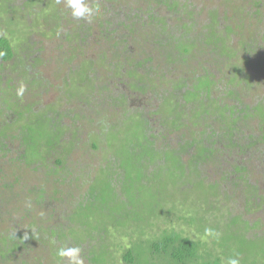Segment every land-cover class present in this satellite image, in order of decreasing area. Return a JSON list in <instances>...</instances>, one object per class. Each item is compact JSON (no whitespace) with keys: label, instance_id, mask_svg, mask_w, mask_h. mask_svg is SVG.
Wrapping results in <instances>:
<instances>
[{"label":"rangeland","instance_id":"1","mask_svg":"<svg viewBox=\"0 0 264 264\" xmlns=\"http://www.w3.org/2000/svg\"><path fill=\"white\" fill-rule=\"evenodd\" d=\"M166 1L121 0L115 5L125 11L131 6L138 16L140 13L144 14L149 7L150 10L156 9L164 17H171ZM179 1V4L182 2L186 7L187 14L190 9L193 16L190 20L184 18V21L172 18L169 26L181 29L183 23L195 22L198 26L186 29L185 34L200 33L202 42L198 41L187 64H181L180 68L177 64L170 66L168 55L163 52V48H156L158 41L151 37L152 28L157 31L153 27L155 21L149 20L145 15L134 18L130 47L138 46L137 49L144 54L143 57L138 54L142 67L154 70V79L142 72L143 79L135 77L131 81L127 78L128 67L117 69L122 60L119 54L121 50L114 48L117 42L109 38L112 35L110 33L115 31H100L96 24L103 17H100L103 12L108 10L107 5L93 6L94 14L91 17L77 19L71 15L66 0H0V37L11 41L17 60H23L26 55H35L37 51L43 52L44 65L41 69L20 80L24 85L29 83V87L34 90L26 95L22 106L32 109L33 113H43L37 115L38 118L31 119L32 123H36L46 113L50 118H55L57 113L64 114L60 115L64 118L62 123L66 129L62 128L54 134L46 124L35 127L36 132H40L36 135L45 146L38 144V149L29 155V159L22 151L3 155V158L0 156V170H4L0 174V234L14 236L18 232H32L30 236L33 240L38 239V242L32 243L30 240L21 247H9L11 257L6 259L0 253V264H61L56 255L60 247H80L84 264H127L124 257L129 250L143 242L158 241L167 230L183 232L184 236L194 241L208 244L211 248L208 253L213 255V261L220 259L223 264H227L231 257L239 259V264H264V161L258 158L251 160L254 152L259 153L263 142L250 141L252 134L256 140H261L264 121L254 119L248 124L255 110L250 111L244 115V121L237 118L239 123H243L242 127L237 128L239 123L234 125L232 119L224 121L220 117L223 108L234 104L224 101L222 104L225 106L219 110L217 106L220 102H217V106L216 101L212 103V100L219 99L218 96L226 94L228 88L232 91L234 86L240 92L244 90L242 93L250 107L263 102L258 111L261 118H264V77H257L260 84L252 83L250 79L248 82L246 77L242 84L234 81L236 73L244 68L243 59L250 56L241 49V44H251L254 40L251 38L253 32H249L254 25L255 10L251 13L249 7L246 8L249 1L244 0ZM85 2L88 3V0ZM173 5L176 6V3ZM77 20L83 21V25H75ZM83 26H92L95 36L76 41L64 38L65 34L79 31ZM230 27L233 31L227 35ZM59 30L60 34L56 35L55 32ZM76 34L81 35L80 31ZM124 34L126 31L122 28L115 37L121 40ZM157 36L164 41L165 36ZM226 36L229 37L227 43L223 40ZM147 41L149 44L143 46ZM242 41L245 43H241ZM230 50H237L240 56L228 58ZM13 63L14 61L7 64V71L15 70ZM0 69L2 70V66ZM255 69L247 72L254 75ZM36 73H39L38 77ZM122 78L128 80V84L131 83V88L121 85ZM211 81L218 84L220 82V87L217 88L214 84L211 88L212 95L208 97L204 94L203 98L207 96L209 107L205 106V100L202 106L207 109L204 108L205 111L197 115L194 111L198 107H192L186 101L191 98L187 93L193 87L201 88L206 85L204 82ZM122 93L125 98L131 99L130 104L120 105ZM242 93L239 97H242ZM163 97L167 100H161ZM231 97L234 98L232 92ZM165 102L168 106L164 105ZM203 110L200 109L199 112ZM210 110L214 114L207 113ZM174 113L177 117H173ZM180 120L183 121V127L176 129L174 125ZM216 123L222 128L220 135L213 134ZM144 127L150 131L149 134ZM181 129L185 132L182 135L178 132ZM244 130H250L247 132L249 139L243 140ZM187 132H204L201 136L203 140L216 141L215 147L219 148L216 156L222 160L216 158L205 163L202 160L197 165L198 170L210 175L201 179L198 171L188 167L182 179L175 178L176 174L173 173L182 167V160L178 153L169 154L166 157L169 163L166 164L165 172L158 178L151 180L152 182L145 179L143 184L135 179L125 182L121 190H118L119 171L116 169L119 168V160L123 165L129 156L126 145H135V137L138 136L139 139L147 133L148 139L153 141L152 138L157 136L154 138L157 144L166 143L179 151L177 142ZM52 137L57 139L56 144L61 137L66 138V142L58 144L60 155L48 153L46 146ZM139 142L140 140L136 141V144ZM15 148H20L19 143H16ZM161 159L164 160L163 156ZM57 160L63 161V167L56 166ZM187 160L189 156H186L184 162L187 163ZM29 162L33 165L29 166ZM244 162L247 167L242 165ZM222 166L234 173L236 167L248 169L246 173L251 175L254 179L251 183L257 187L250 189L253 190L250 195L253 198L257 194L258 198L248 200L249 196L245 195L244 198L241 195L240 190L246 192L247 186H244L245 189L241 186L238 191L233 187L230 193L224 191L220 185L222 173H218L224 170ZM150 170L152 172L154 167ZM110 172L116 182H109ZM83 176L84 180L77 179ZM18 180L21 182L15 183ZM8 182L12 183L13 191H7L5 183ZM112 188L117 189L118 193L115 192L129 201V208L132 207L134 213L129 216V220L121 222L119 228L112 227V216L122 215L125 207H113L112 199L116 194ZM95 193H100L106 200L101 206L113 207L111 215L99 211L93 205L85 212L76 214L77 208L87 207L90 200L87 199L88 194L93 197ZM219 194L221 196H217ZM152 216L157 217L156 220ZM239 216L241 220H238ZM148 217L151 218L149 223ZM246 224L249 226L246 227ZM105 227H108V231L104 230ZM58 229L65 232L63 237L68 240L61 241L55 248L52 244L44 243L46 240L42 237L43 234L49 230L57 232ZM206 229H211L212 233H206ZM57 239L56 237V243ZM69 241H73V245L67 243ZM146 247L147 245L143 249L146 250ZM103 250L107 252V256H103ZM137 250L135 256L139 261L143 251L139 248ZM148 256L150 264H162L159 257ZM138 261L136 264H139ZM145 261L144 257L143 262ZM63 264H67V260Z\"/></svg>","mask_w":264,"mask_h":264},{"label":"trees","instance_id":"2","mask_svg":"<svg viewBox=\"0 0 264 264\" xmlns=\"http://www.w3.org/2000/svg\"><path fill=\"white\" fill-rule=\"evenodd\" d=\"M254 1V0H251ZM98 2V3H97ZM117 2H121V0H92V2L90 0H88L89 7L92 8L93 6H103L105 7V5H107L108 10H106L105 12H103V14L100 16L103 18H100L98 23H96L98 25V28L100 31H102V29L104 30V32H106V29L108 30H113L115 32H111L110 34H112L109 38H112V40L116 41L117 44H114V48L121 50V52H119V54L122 57V60H120V65L117 66L118 70H121L123 68H126L127 71V78L129 80H135L138 79L139 77H144L143 73H147V75L151 78L152 74L154 73V70H148L145 66V69H143L142 67V62L140 61V58L138 56V54L143 57L144 54L140 53V49H137L138 46H135L134 48H131L132 45L130 44L132 37H133V32L132 31V27L131 24L133 23V19L134 18H140V16H146L149 18V20H154L155 23L153 25V27H155V29L157 32L154 30V28H152L153 32L150 33L151 37H155V40L158 41L156 42V48L157 49H164L163 52L165 54L168 55V63L170 64V66H174V64H177V67L180 68L181 64L185 63L187 64V61L190 55H193L195 48H197V43L198 41L202 42V38L200 33H186L185 34V30L186 29H191L193 26H198V24H196L195 22H191V23H183L181 27V29H174V27L169 26V21L172 20V18L176 19L177 21H184V18H190L193 16V14H191L188 10V14L186 12V7L183 6L182 2L179 4V0L177 1H166V5H167V9L169 11V13H171V17L168 15L166 17H164L163 15L158 14L156 9L150 10L149 7L145 10L144 14L140 13V16H138L137 14H134V9L131 8V6L129 7L128 10L125 11L122 10L121 7L116 8V3ZM126 2V1H125ZM176 3V6H174L173 4ZM101 4V5H100ZM114 4V7H113ZM128 7V6H127ZM185 7V8H184ZM117 9V10H116ZM188 9V8H187ZM150 10V11H149ZM97 21V20H96ZM75 25H83V21L81 20H77L76 22H74ZM254 25L250 28V32H253V36H251V38H254V40H252L253 42H251V44H241L243 48H241L242 50L248 52L251 56V59H249V57L247 59H243L242 64L244 65V68L239 70V73H236V77L234 79V81H238V84H242L244 83V77L248 78V82L249 79L252 81V83L254 82H258L260 84L259 79L257 80V77H264V31H263V26H264V22L262 17L259 18H255L254 19ZM79 27V26H78ZM84 27V26H83ZM254 27H257L256 30L253 29ZM105 28V29H104ZM122 28L125 29L126 34H124L122 36V39L119 40L115 37L116 33L118 31H120ZM240 29V26L239 28ZM237 29V30H238ZM145 30L147 31V28L145 27ZM81 33L80 34H76V33ZM79 31H72V34H65V39L67 41H76V40H87L88 37H94L95 33H94V29L92 26L88 27H84ZM233 31L231 29V27L228 30V33L230 34V32ZM196 32H198L197 28H196ZM56 35L60 34V30L55 32ZM157 34H159L161 37L165 36L164 41H162L161 39H158L159 37L157 36ZM257 35V37H256ZM60 37V36H59ZM221 39V38H220ZM65 40V41H66ZM224 40V38H223ZM225 42L227 41V39L224 40ZM227 43V42H226ZM241 43H245V42H241ZM86 45V43H84ZM149 44V41H147L146 43H143V46ZM160 44V45H159ZM139 45V44H138ZM131 46V47H130ZM168 48V49H167ZM145 49V47H144ZM76 50V47H75ZM146 50V49H145ZM217 50V49H216ZM228 55V58H230L231 56L236 57L238 54V51H231ZM240 56V55H239ZM238 58V57H236ZM253 58V59H252ZM16 60L13 64H15V70L14 71H10L8 70V72L11 74L9 75V73L4 74V72L0 69V117H2L0 119V156L3 158L5 156L8 155H12L11 153L13 152H20L22 151V153H24L25 155H27V159L30 158V154L34 151H36L35 149L37 148L38 144H43V146H45V144L42 142V140H40L41 138L38 137L36 134L40 133L39 130L36 132L35 127L39 128L42 127L43 124L47 125V128H49L50 130H52V132L56 131H60L63 127L64 124L63 122V117L60 115L62 113H57L55 118H50V116H48L46 113V115H44L43 118H41L40 120H36V123H32L31 119H33L34 117H37V115L39 114H43V113H33V110L28 108L27 106H22V102L21 100H24V98H27L26 95H28L29 93L33 92V88L29 87V83L26 85H24V82H21L19 77L21 78L29 75V71L27 68V66L24 64V60L20 59V61L17 60V56L15 53V50L12 46V43L10 40H8L5 37H0V67L2 65H7L10 64L13 60ZM42 64H38V67H41L44 65V62L41 60ZM256 62V63H255ZM241 63V62H240ZM242 65V66H243ZM252 68H256L255 69V73L254 75H252L251 72H247L250 71V69ZM128 69H131V72H128ZM145 70V71H144ZM24 72V73H21ZM143 72V73H142ZM149 72V73H148ZM245 73V74H244ZM16 75V76H15ZM257 75V76H256ZM153 78V77H152ZM234 78V76H233ZM38 79V78H36ZM35 79L34 83L37 82V80ZM141 79V80H142ZM154 79V78H153ZM140 80V81H141ZM128 81V80H127ZM125 79L122 78V80L120 81L121 85L123 86H128L129 88H131V83L128 84ZM236 81V82H237ZM222 82V80H221ZM206 85L201 86V88L198 87H193L192 90L188 91V95L191 97L190 100H186L188 103L194 102V103H198L200 104V106L197 108V110H195V113L197 115H200V113L204 112L205 110H203L205 108V106H207L205 104L204 108H203V102L205 100H208V98H203L204 94L206 95H210V93L212 94V86L215 87H220L219 84H221L219 82V84L216 82L214 83L213 81L211 82H204ZM203 83V84H204ZM12 84H14L15 86H13ZM23 84L26 88L24 91L23 96H17V89L20 87V85ZM246 86H248V84H245ZM245 85L243 86L245 89ZM251 85V84H250ZM249 85V86H250ZM33 86V85H30ZM253 87H255L253 85ZM228 88V86H227ZM140 87H137V90H139ZM27 91V92H26ZM237 91V92H236ZM244 93V90H241ZM205 92V93H204ZM231 92L234 94V98L231 97ZM240 92V89L238 90V88L236 89L234 86H232V91L231 89H227V92H225L226 97L223 96V98L225 99L226 103L229 104H234V105H227L225 108L222 109V111L220 112L222 114V117L224 121H227L229 118L232 119V124L236 125L237 123H239L240 120L242 119L244 121V115L249 114L250 111L254 112V114L250 117L249 119V123L251 122V120L254 119H258L260 121H264V118H261L260 113L258 111V107L260 106V104L262 103H257L256 106L254 107H250L247 104V100L244 96V94ZM214 93V91H213ZM243 94L242 97H239V94ZM155 95H157V93L155 92ZM228 95V96H227ZM167 96V95H166ZM122 97L123 100L120 102V105L124 104H130L131 99H127L124 97V94L122 93ZM165 97V96H164ZM162 98L161 100H167L165 98ZM177 98V97H176ZM128 100V101H127ZM164 105L168 106V103H164ZM163 105V106H164ZM223 106V104H221ZM225 106V105H224ZM223 106V107H224ZM219 108V107H218ZM23 109V110H22ZM202 109L203 111L199 112V110ZM174 112V110H172ZM212 110H210L207 113H211L214 114V112H211ZM161 112V111H160ZM160 112L158 113L159 116ZM176 112V111H175ZM162 113V112H161ZM206 113V114H207ZM64 115V114H62ZM173 117H177V114L174 113ZM208 117V116H207ZM227 119V120H226ZM223 121V122H224ZM217 122H219V120H217ZM263 123V122H261ZM183 121H178L176 123V125H174V127L176 129H180L183 127ZM223 124V123H221ZM225 124V123H224ZM240 125L237 127H242L243 123H239ZM247 124V125H248ZM218 126V129L216 128ZM216 127L213 129V134L214 135H220L219 131L222 129L218 123H216ZM27 128V131H26ZM145 129V127H144ZM236 128H234L235 130ZM64 130L65 127H64ZM264 130V129H263ZM146 132H148V134L150 133L149 130H146ZM250 130H244V137L243 140L249 139V137L247 136V132ZM178 132H180L179 134L182 135L185 132L183 131V129L178 130ZM206 132V131H204ZM203 132V133H204ZM215 132V133H214ZM221 132V131H220ZM188 133V132H187ZM203 133H188L186 136H181V140L179 142H177L178 146H179V151H177L175 149L174 146H168V144L166 143H161L157 144V140H154V138H156L157 136L153 137V141H151L150 139H148L147 137V133L143 134V137H140L138 139V136L135 137L134 139V144L130 143L131 146L129 144L126 145V151L130 152L129 156L126 157V161L124 162V164H121V161L119 160V168L116 169V171H119V176L117 179V182H119V186L120 189H118L119 191L121 190V187H123L122 185L126 184L125 182H131L133 180H137L138 182H140L141 184H143L144 181H146L145 179H147V182H152L151 180H154L156 178H158L160 176L161 173L165 172V167L166 164L169 163L168 160H166V157L169 154H179V157L182 160V167L178 168L173 175H175V178L178 179H182L187 171H188V167H192L191 170H196L198 171V176L201 177V179H203L204 176H208L210 175V173H203L202 170H198L197 169V165L199 164L200 161H212L216 158H219L220 160H222L219 156H216V153L219 151L218 147H215V145L217 144L216 141H212V140H203L201 138V136L203 135ZM41 135V134H40ZM213 135V136H214ZM252 139L250 140L251 142L253 141H257L258 143L263 142L259 153L258 152H254V154H252L253 156H251V160L253 158H258L259 160L262 159V161H264V131H263V135L261 137V140L258 139L256 140V138L254 137V134H252ZM256 136V135H255ZM145 137V139H143ZM140 140L139 143L136 144V141ZM253 140V141H252ZM46 141V140H44ZM57 141L56 138L52 139L48 142V153H51V155L54 154H59V149H58V144H60V142L62 141L63 143L66 142V138L61 137L60 141L56 144L55 142ZM16 143H19V149L15 148L16 147ZM137 146V147H136ZM21 154V153H20ZM161 156H163L164 160L161 159ZM186 156H189V160H187V163L184 162ZM29 161V160H28ZM163 161L164 165L161 166V162ZM261 162V161H260ZM187 164V166L185 165ZM221 164V163H220ZM33 165L30 164L29 162V166ZM64 163L62 160H57L56 161V166L57 167H63ZM242 165H246V163H242ZM186 166V167H185ZM154 167V170H150V168ZM157 168V170H156ZM222 169H224V167H221ZM50 169V168H48ZM53 169H55L53 167ZM59 169V168H58ZM248 170V169H247ZM247 170H245V168L239 167V169H237V167L235 168V173L231 170H220L218 173H222L221 175V182L220 185H222V188L224 191L230 193L233 189V187L235 188V191H238L239 189H241V186L244 188V186H247V190L246 192L243 190L241 191V195L244 196H249L247 199H256L258 198V196L256 197V195L252 198V196L250 195V189H254L257 188L256 186H254L253 182L254 179L251 177V175L249 173H246ZM199 171H201L199 173ZM2 172H4V170H0V174H3ZM149 172V174H148ZM203 173V174H202ZM217 173V174H218ZM244 175V176H243ZM114 175H112V173L110 172V177H109V182L113 183L116 182L114 181ZM151 176H153V178L151 179ZM86 177V176H85ZM79 180H84V176L83 178H77ZM87 180V179H86ZM21 181H16L15 183H18ZM89 182V181H88ZM207 183V182H204ZM231 183H234V185H231ZM6 184V189L7 191H13L14 187L12 185V183L8 182L5 183ZM213 184V183H212ZM210 184V185H212ZM229 185V187H227V185ZM114 187V186H113ZM141 188V187H140ZM114 191V195L113 196V207L114 208H123V206L125 207V211H123L122 215H117V216H112V222L113 225L112 227H116L119 228L120 226H118L121 222H124L125 220H129V216H132L134 213L132 207L129 208V201L125 200V198L121 197L118 193L117 189L112 188ZM245 189V188H244ZM117 193H116V192ZM91 192V191H90ZM118 195V196H117ZM217 196H221V194L217 195ZM216 196V197H217ZM44 197V196H43ZM89 200L87 207H80L76 209V214L79 213H83L85 212V210L88 207H97V209L101 212H106V214H108L109 216L111 215V209L113 207H105L101 206L102 202H105L106 200H104L101 197L100 193H95L93 197H91L88 194V198ZM246 199V200H247ZM259 200V199H258ZM252 202V201H251ZM122 203V204H121ZM154 218V220H156L157 217H151ZM150 217H148L147 221L149 223V220L151 219ZM238 220L240 219V216L237 217ZM193 220V219H192ZM147 223V224H148ZM138 225V223H136ZM135 224V225H136ZM249 224H246V227H248ZM34 227V226H33ZM109 227V226H108ZM108 227H105L104 230L108 231ZM259 229V228H258ZM51 230V229H50ZM47 231L46 233L43 234V238H45L46 241H44V243H49L52 244L51 241L53 239L56 240L57 239V243L56 244H52V247L54 246L57 247V245H59V243H61V241L66 242L68 239L64 238V234L65 232L63 230H56L55 231ZM56 233H60L59 235H57ZM32 234V232L30 233ZM29 233H27V238L26 237V233H22V232H18L15 233V235L13 236H6V234H0V253H2V255L4 256V258L8 259L11 257V250L9 247H21L24 246V243H28V241L31 240L32 243L38 242V239H34L30 236ZM204 237L206 236L205 234L201 233ZM206 238V237H205ZM19 240V241H18ZM48 241V242H47ZM71 241L67 242L70 243ZM64 244V243H62ZM73 245V241L72 243H70ZM147 245L146 250H144V246ZM60 247V246H59ZM140 249L141 254L139 256V261L138 258H136L135 256V251L138 252L137 249ZM209 249H211L208 244H205L202 241H194L186 236H184L183 232H178L177 230H173V231H164L162 236L160 237V239L156 242H143L141 243L138 247L135 245V247L132 250H129L126 254H125V262L127 264H136L137 261L139 262V264H150V262L148 261V254L151 256V258L154 257H159L160 258V262H162V264H223L221 262L220 259H216L215 261L211 260L212 258V254L208 253ZM207 250V251H205ZM205 251V252H203ZM203 252V253H202ZM103 254V256L106 255V251L103 250L101 252ZM107 256V255H106ZM146 258L147 261L143 262V258ZM101 258V259H100ZM100 260H102V257L100 256ZM97 260V259H95Z\"/></svg>","mask_w":264,"mask_h":264},{"label":"clouds","instance_id":"3","mask_svg":"<svg viewBox=\"0 0 264 264\" xmlns=\"http://www.w3.org/2000/svg\"><path fill=\"white\" fill-rule=\"evenodd\" d=\"M66 6L71 9V15L77 19H88L94 14V10L88 6L85 0H66ZM25 87L23 84L17 89V96H23ZM206 233L211 234V229H206ZM27 238V234L26 237ZM52 244L56 241L53 239ZM80 247H60L56 251L57 257L60 258L61 264L67 260V264H84V259L81 256ZM227 264H239V259L229 257Z\"/></svg>","mask_w":264,"mask_h":264},{"label":"flooded vegetation","instance_id":"4","mask_svg":"<svg viewBox=\"0 0 264 264\" xmlns=\"http://www.w3.org/2000/svg\"><path fill=\"white\" fill-rule=\"evenodd\" d=\"M244 1H246V2H248L249 1V3H248V6H246V4H245V6H246V8H248L249 7V9H250V11H251V13H252V10L254 9L255 10V18H259V17H262V19H263V22H264V0H254V1H251V0H244ZM227 35H228V32H227ZM225 39H229V37L227 38V36H226V38H224V40ZM9 40V39H8ZM38 53H35V55H26L25 56V58H23V60H24V64L27 66V68L26 69H28V71H29V74H34L35 72L34 71H37V70H39V69H41V67H38L39 65V63L40 64H42V62H41V60H42V54H43V52H41V51H37ZM249 57H251V56H249ZM14 62L16 61L15 59L13 60ZM8 65H2V71L4 72L5 70H6V67H7ZM10 71H11V69H9ZM7 73H9L8 71H5V73L4 74H7ZM21 73H23V72H21ZM11 74V72L9 73V75ZM37 75H36V77H38L39 76V73H36ZM16 76V75H15ZM26 76H27V74H26ZM28 77V76H27ZM21 78H22V76H21ZM21 78L19 77V79L21 80ZM13 86H15L14 84H12ZM215 92V91H214ZM210 95H212L211 93H210ZM210 95H207L208 97H210ZM207 96H206V98H207ZM223 96H225V95H223ZM223 96L221 95V97H219L218 96V98L219 99H216V100H212V103L214 102V101H216V106H217V102H220V103H218V106L217 107H219L218 109L220 110L221 108H222V103L225 101V99L223 98ZM23 100H21V102H22ZM206 102V107H209V104L207 103L208 102V100H206L205 101ZM191 106L192 107H199L200 106V104H198V103H194V102H191ZM215 106V107H216ZM205 107V110L207 109ZM195 112V111H194ZM64 128V127H63Z\"/></svg>","mask_w":264,"mask_h":264}]
</instances>
